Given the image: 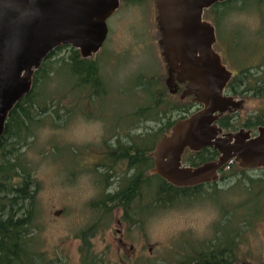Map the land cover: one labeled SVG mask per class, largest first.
I'll return each mask as SVG.
<instances>
[{
	"label": "rangeland",
	"instance_id": "1",
	"mask_svg": "<svg viewBox=\"0 0 264 264\" xmlns=\"http://www.w3.org/2000/svg\"><path fill=\"white\" fill-rule=\"evenodd\" d=\"M234 4L242 8L228 13L219 27H226L222 31L237 36V44L247 45V49L234 52L235 48L231 47L230 53L229 46L223 42H229L224 35L221 41L217 36L214 43L222 57L226 55L223 61L233 75L242 67L264 61V37L258 31L264 3L260 7L248 5L246 8L241 2ZM157 14L154 0H144L140 4L120 3L107 19L108 34L103 46L93 55L108 93L95 102L81 93L83 103L67 96L62 103H70L69 107H74L75 112L68 116L64 108L60 109L58 125L52 126V121L46 118L21 149L32 166L36 182L33 232L49 256L64 259L67 264L80 262L83 231H88L91 248L104 257V263L170 264L178 254L176 251L182 252L187 242L213 241L218 225L228 218L234 204L238 206L236 214L242 211L239 203L246 198L245 193L231 187L242 180L240 174L221 178L216 188L212 185L199 187L186 199L147 213L140 222L126 220L124 208L117 203L109 204L107 213L93 204L102 193L115 192L125 174V164L117 162L109 176H104L105 168L100 163L108 150L115 147L118 139L124 143L130 135L152 132L161 125L157 119L136 118L133 112L155 100L159 92L169 91L172 103L192 100L191 95L182 96L186 89L184 82L174 80L170 86L166 83L169 73L160 43L162 32ZM205 17L213 22L208 15ZM56 78L58 86L70 82L63 71L58 72ZM145 78L152 81L151 85ZM148 87L154 90L155 97ZM79 92L73 90L74 94ZM237 106L236 130L248 118L264 116L262 97L249 94ZM254 130H250L251 134ZM227 170L229 165L225 167V172ZM261 171L263 169L259 168L247 170L245 175L257 177ZM213 189L218 190L220 199L214 197ZM241 207L245 214L252 212L250 203ZM240 224L243 241L238 245L240 262L237 264H264V215L253 227L246 226L243 221Z\"/></svg>",
	"mask_w": 264,
	"mask_h": 264
},
{
	"label": "trees",
	"instance_id": "2",
	"mask_svg": "<svg viewBox=\"0 0 264 264\" xmlns=\"http://www.w3.org/2000/svg\"><path fill=\"white\" fill-rule=\"evenodd\" d=\"M143 1L120 0V3L140 4ZM235 2L243 3V7L246 8L248 5L260 7L264 0H224L205 9L203 13V18L214 26L215 41L217 36L221 41L222 35L228 39V43L223 42L229 46L230 53H232L231 47L235 48L234 52L247 49V45L242 47L237 44V36L228 35L227 32L222 31L226 27H219V23L225 21L228 13L242 8L241 5L235 6ZM207 15L213 19V22L206 19ZM220 17H222L221 20ZM260 18L261 27L258 31L264 37V15L261 14ZM213 49L226 67L223 61L226 55L222 57L214 45ZM93 55L82 57L79 50L71 45L54 48L34 72L30 91L16 103L6 119L4 132L0 137V264H67L64 259L49 256L48 251L39 245V240L33 232L36 182L32 166L24 158L21 149L28 143V139L34 137L36 127L43 125L46 118L52 121V126L58 125L60 109L64 108L68 116L73 111L75 112L74 107H69L70 103L68 105L62 103L67 96L70 95L75 102L82 101L83 103L80 99L81 93H85L87 98L92 100L91 102H95L108 93L103 73ZM61 71L69 77L70 82L58 86L56 77ZM146 82L151 85L152 81L147 80ZM148 88L151 91L150 94L155 97L154 90L152 91L151 87ZM76 89L80 91L78 94L73 93ZM224 93L237 96L240 100L249 94L264 98V61L259 65L250 64L242 67L234 75L231 72ZM198 108L199 103L194 96L191 101L183 104L172 103L169 91L159 92L155 100L138 107L133 112L136 118L157 119L161 125L152 132L130 135L124 143L118 139L115 147L108 150L106 158L100 163L105 168L104 176L106 178L109 176L117 162L125 164V174L115 192L102 193L93 204L101 212L107 213L110 209L109 204L117 203L124 208L126 220L135 223L140 222L141 218H145L147 213L149 214L156 208L186 199L188 195H193L199 187L212 185L216 188V183L221 178L226 179L236 174L243 175L242 180H237L231 186L245 193L246 198L239 203L242 211L236 214L237 204L233 205L234 208L231 206L230 215L224 223L218 225L213 241L198 244L187 242L184 248L182 246V252L181 250L176 251L178 254L170 263L237 264L240 262L237 252L238 245L243 241L241 221L246 226L253 227L254 223L264 215V166L245 168L233 160L232 162L236 164L228 163L227 172H225L226 166L221 168L218 171V178L193 186H174L157 174H148V170L153 167L151 153L157 142L164 135L171 133L173 125L179 119L187 117ZM174 112L176 115H173ZM246 121L241 128L255 129L254 131L257 132L258 127L264 125V116L263 114L257 115ZM216 123L223 132H232L237 129L234 113H231L229 117L221 115ZM217 157L218 152L213 147H205L198 151L187 148L182 154V164L198 166L215 160ZM257 168L263 169L257 177L245 175L247 170ZM130 170L131 173H129ZM244 185L245 187L242 188ZM213 190L214 197L220 199V195L217 194L218 190ZM246 203L252 205L253 214L251 210L248 214L243 212L244 208L241 205ZM227 226H229V231ZM87 233L88 231H83L80 234L82 243L79 246L80 262L78 264H107L104 263V257L101 254L93 252Z\"/></svg>",
	"mask_w": 264,
	"mask_h": 264
},
{
	"label": "water",
	"instance_id": "3",
	"mask_svg": "<svg viewBox=\"0 0 264 264\" xmlns=\"http://www.w3.org/2000/svg\"><path fill=\"white\" fill-rule=\"evenodd\" d=\"M154 1L169 73L166 83L184 82L182 96L193 95L202 107L179 119L157 142L148 174L174 186H193L218 178V171L233 160L245 168L264 166V125L252 136L243 128L223 132L216 124L221 113L241 101L224 93L231 72L213 49L214 26L203 18L205 9L224 0ZM119 5L120 0H0V137L49 52L71 45L82 57L92 56L105 42L107 19ZM205 147L217 150V159L182 164L185 149Z\"/></svg>",
	"mask_w": 264,
	"mask_h": 264
},
{
	"label": "flooded vegetation",
	"instance_id": "4",
	"mask_svg": "<svg viewBox=\"0 0 264 264\" xmlns=\"http://www.w3.org/2000/svg\"><path fill=\"white\" fill-rule=\"evenodd\" d=\"M181 86V85H180ZM193 96V95H192ZM234 98H236V99H239L237 96H233ZM240 100V99H239ZM202 107V105L199 103V108H201ZM198 108V109H199ZM235 111H236V109L235 108H232V107H230L227 111H225L223 114H221L222 115V117L224 116H226V117H229L230 115H231V113H235ZM221 115H219L218 116V118L221 116ZM217 124V123H216ZM239 129H241V128H239ZM238 129V130H239ZM249 130H251V129H249ZM257 134V132H253V134H251L252 136H254V135H256Z\"/></svg>",
	"mask_w": 264,
	"mask_h": 264
}]
</instances>
